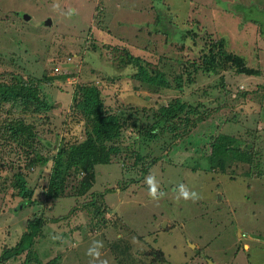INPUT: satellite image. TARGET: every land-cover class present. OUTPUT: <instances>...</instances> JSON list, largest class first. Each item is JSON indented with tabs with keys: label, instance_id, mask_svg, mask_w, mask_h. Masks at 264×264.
<instances>
[{
	"label": "rangeland",
	"instance_id": "obj_1",
	"mask_svg": "<svg viewBox=\"0 0 264 264\" xmlns=\"http://www.w3.org/2000/svg\"><path fill=\"white\" fill-rule=\"evenodd\" d=\"M223 36L227 48L260 74L199 69L192 80L188 71L191 62L200 63V48L208 38ZM122 49L162 72L171 91L164 95L134 78L135 59ZM0 56V68L24 77L44 71L65 77L42 88L54 105L49 123L37 126L43 155L53 154L59 143L84 139L70 111L78 82L98 85L104 104L124 116L115 142L119 154L103 155L107 163H85L61 196L45 191L50 162L27 178L33 204L20 205L22 198L0 182V255L22 241L5 252L10 259L2 264H22L32 241L42 264L63 248L77 254L68 264H119L106 250L117 238L135 257L132 264H264V0H0ZM176 92L193 106L201 103L198 112L182 114L176 129L158 128L153 136L155 112ZM27 120L36 123L38 114ZM215 138L231 144L229 157L210 156L206 146ZM250 147L254 158L245 162L240 150L252 152ZM220 159L227 163L224 172L213 164ZM0 174L10 181V172ZM150 174L165 193L159 200L149 195ZM180 183L201 198L178 199ZM94 207L102 213L96 219ZM67 214L48 222L42 237L26 234L22 240L28 220ZM84 231L90 235L84 238ZM94 242L102 244L95 260L87 254Z\"/></svg>",
	"mask_w": 264,
	"mask_h": 264
},
{
	"label": "trees",
	"instance_id": "obj_2",
	"mask_svg": "<svg viewBox=\"0 0 264 264\" xmlns=\"http://www.w3.org/2000/svg\"><path fill=\"white\" fill-rule=\"evenodd\" d=\"M253 22L263 26L261 24L263 23L262 20L254 19ZM205 42L207 43L205 47L200 48V63L189 62L191 70H189V67L184 68L185 71L189 70L188 73H191L192 80H194L196 72L199 69L209 73H215L219 70H229L247 76H257L260 74L259 70L247 64L243 56L227 48V42L224 36L218 39L208 38ZM111 47L113 48V46ZM122 50L129 54V59H135L136 64L133 66L137 72L134 73V78L142 81L144 84H152L151 86L155 91H159L160 88L164 95H167L164 90L168 89L167 91H171L168 81L164 78L165 76L162 72L149 69V63L138 55L134 56L129 49ZM86 56L89 57V54ZM11 62H13V67L18 65L15 60H11ZM92 70L98 74L102 72L94 69V67L90 69V71ZM192 73H195V75ZM64 78L62 74L49 75L45 71L40 76L31 74L24 77L15 70L0 68V143L3 144L0 150V169L11 173L10 181L0 174V182L6 183L9 187L13 188L15 195L22 198L20 205L24 206L27 203L33 204L31 201L33 188L28 186L27 178L38 166L45 165L48 162L51 163V171L45 186V191L51 197L57 198L63 194L66 181L70 177L73 178L80 175V167L85 163L89 161L92 163H95V161L98 163H107L103 155L119 154V148L115 145V142L123 129L124 116L111 111L113 109L104 104L100 87L90 82H78L75 85L71 96L72 103L70 105V109H73L70 110L73 117L78 122H81L83 126L84 139L80 141L75 140L73 143H59L57 144L55 152L50 156L43 155V152L39 150L37 126L47 125L49 123L50 118L47 113L54 108V105L46 99L42 88L44 87V83H51L56 79ZM192 80L189 78L188 81L191 82ZM156 94L160 95V92ZM199 106H201V103L193 106L190 102L179 97L176 92V96L169 98L167 104H162L158 108V111L155 112L156 122L150 127V132L155 136L158 128L162 129L167 127L170 131L176 129L175 121L182 114L187 115L198 112L197 107ZM34 114H38L36 123L27 120V116ZM185 121H187L186 118ZM7 143L11 144L9 145ZM48 144H50L49 141ZM230 145L229 142L225 143V141L215 138L209 141L206 147L209 148L210 156L217 155L221 157L219 155H222L229 157ZM250 149L251 151L253 150L251 147ZM249 151L240 150V152H244L247 155L245 162H250L254 158V151ZM234 153L237 157L241 155L237 152ZM244 153L243 156H246ZM7 156L9 158L4 162L3 159ZM213 164H216L217 167L221 168L220 171L224 172L227 163L224 162V159H220L217 163L213 162ZM92 204L94 205V203L87 204L90 209L93 208ZM97 208L100 210L99 207H94V212H91L93 213V218H98L102 214ZM73 210L74 207L71 208L69 213ZM67 216L68 214L48 220L40 215L28 220L27 231L23 232L21 236L22 240L26 234H33L32 239L35 236L42 237L44 235L42 229L48 222H57ZM93 218H91V222H93L94 226L96 224V218ZM33 227H35L34 231ZM87 235L89 236L90 232L84 231L83 237L85 238ZM20 242L14 247L4 249V251L15 250L19 247ZM36 243V241H32V246L30 244V248L24 257L25 263L23 262L22 264H42V259L33 249ZM105 243L104 245L106 246ZM107 246V252L114 256L117 263L126 264V261L128 264H132L136 262L135 257L131 255H128L129 257L127 256L124 250L126 249L124 239L117 238L107 243ZM5 252L0 255V264L10 259L9 256H5ZM70 252L71 249L63 248L62 251L46 260L45 264H68L75 261L74 257L77 254L69 256ZM15 255L17 254H14L13 257Z\"/></svg>",
	"mask_w": 264,
	"mask_h": 264
},
{
	"label": "clouds",
	"instance_id": "obj_3",
	"mask_svg": "<svg viewBox=\"0 0 264 264\" xmlns=\"http://www.w3.org/2000/svg\"><path fill=\"white\" fill-rule=\"evenodd\" d=\"M54 9H59L60 5L58 2L53 3ZM66 15L70 18L74 13L69 11ZM145 182L148 185L149 195L156 200L165 196V193L161 190L160 181L157 180L156 176L153 174L148 175L145 178ZM178 199H183L185 201L191 200L193 202L199 200L201 198L200 194L193 189H190L184 183H180L177 187ZM58 237H53V239H57ZM102 248V244L100 242H94L93 245L88 249V255L93 257V259H98L101 255L100 249ZM101 264H107V261H102Z\"/></svg>",
	"mask_w": 264,
	"mask_h": 264
},
{
	"label": "water",
	"instance_id": "obj_4",
	"mask_svg": "<svg viewBox=\"0 0 264 264\" xmlns=\"http://www.w3.org/2000/svg\"><path fill=\"white\" fill-rule=\"evenodd\" d=\"M21 14V13H20ZM24 19H29L30 18V16L28 15V14H25V13H22V15H21ZM207 264H214L211 260H207Z\"/></svg>",
	"mask_w": 264,
	"mask_h": 264
},
{
	"label": "built area",
	"instance_id": "obj_5",
	"mask_svg": "<svg viewBox=\"0 0 264 264\" xmlns=\"http://www.w3.org/2000/svg\"><path fill=\"white\" fill-rule=\"evenodd\" d=\"M56 69L58 70V67H56Z\"/></svg>",
	"mask_w": 264,
	"mask_h": 264
},
{
	"label": "crops",
	"instance_id": "obj_6",
	"mask_svg": "<svg viewBox=\"0 0 264 264\" xmlns=\"http://www.w3.org/2000/svg\"><path fill=\"white\" fill-rule=\"evenodd\" d=\"M245 247H247L248 248V246L246 245Z\"/></svg>",
	"mask_w": 264,
	"mask_h": 264
}]
</instances>
